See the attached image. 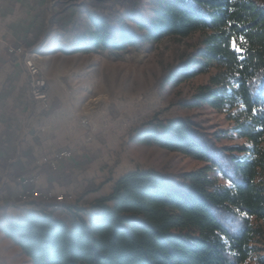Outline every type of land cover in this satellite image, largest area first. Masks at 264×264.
<instances>
[{"label":"trees","instance_id":"obj_1","mask_svg":"<svg viewBox=\"0 0 264 264\" xmlns=\"http://www.w3.org/2000/svg\"><path fill=\"white\" fill-rule=\"evenodd\" d=\"M56 2L62 6L56 17L77 7L90 19L88 34L69 31L75 54L105 50L120 57L164 39L196 38L160 86L216 71L184 104L224 112L245 143L221 146L220 136L190 117L150 122L132 141L207 166L178 177L128 173L92 205V214L64 207L71 224L55 217L56 201L39 200L36 210L0 221V231L31 264H247L260 253L257 263L264 264V0Z\"/></svg>","mask_w":264,"mask_h":264},{"label":"rangeland","instance_id":"obj_2","mask_svg":"<svg viewBox=\"0 0 264 264\" xmlns=\"http://www.w3.org/2000/svg\"><path fill=\"white\" fill-rule=\"evenodd\" d=\"M56 1H52L53 18L61 17L60 22H65L62 55L43 62L33 50L24 46H10L8 52L21 62L26 74L31 112L34 119L40 121L37 133L42 136L49 134L50 138L59 134L57 140L60 144L46 152L42 150L41 161L16 178L7 168L0 181V195L15 179L24 188L20 202H31L32 211L38 208L36 203L39 200H54L58 204L54 208L55 217L58 212L62 217L66 206L90 215L93 213L92 205L109 196L119 179L128 173L156 170L178 177L207 166L183 154L132 141L140 127L156 120L190 117L209 133L220 136L221 146L228 148L245 143L233 135V124L224 112L209 106L188 107L184 104L200 86L209 82L216 71L177 87L160 86L165 70L176 63L181 54L194 50L196 38L184 41L164 39L153 45L130 49L120 57H114L105 50L75 54L69 46L72 40L69 31L78 34L83 30L88 34L91 31L90 19L86 11L77 7L56 17L55 13L62 7ZM145 10L152 16L149 3ZM27 57L34 60L48 87L47 106L43 108L33 98V78L25 64ZM47 115H53L49 122L43 120ZM65 137L66 143L62 144ZM214 177L218 178L217 175ZM49 180L61 187L62 193L42 192L41 186ZM87 191L90 193L82 197ZM0 252V264H5L4 256H9L10 264H31L23 254L20 257L23 261L14 257L12 248ZM260 255L257 254L247 264H258Z\"/></svg>","mask_w":264,"mask_h":264},{"label":"crops","instance_id":"obj_3","mask_svg":"<svg viewBox=\"0 0 264 264\" xmlns=\"http://www.w3.org/2000/svg\"><path fill=\"white\" fill-rule=\"evenodd\" d=\"M52 1L0 0V181L7 168L16 178L41 161L42 150L46 152L60 144L57 140L59 134L50 138L49 134L42 136L37 133L40 121L34 119L31 112L26 74L21 62L8 52L10 46H24L33 50L43 62L62 55L65 22H60L61 17L53 18ZM51 117L53 115H47L43 120L49 122ZM65 139L62 144L66 143ZM41 190L59 194L63 189L49 180ZM23 192L24 188L15 179L6 186L0 195V221L15 220L34 209L31 202H20ZM65 211L63 209L62 217L59 212L55 214L67 222L71 218ZM5 248H12L16 253L12 252L14 257L23 261L20 249L0 232V251ZM9 259V256H4V263L10 264Z\"/></svg>","mask_w":264,"mask_h":264},{"label":"built area","instance_id":"obj_4","mask_svg":"<svg viewBox=\"0 0 264 264\" xmlns=\"http://www.w3.org/2000/svg\"><path fill=\"white\" fill-rule=\"evenodd\" d=\"M21 52V50H18ZM26 68L29 69L30 74L33 78L32 83V94L33 98L37 101V105L40 107L47 106L46 100H47V92L48 87L46 84V81L42 78V75L40 74L39 70L35 67V65H32L30 62V57H27L25 60Z\"/></svg>","mask_w":264,"mask_h":264},{"label":"snow or ice","instance_id":"obj_5","mask_svg":"<svg viewBox=\"0 0 264 264\" xmlns=\"http://www.w3.org/2000/svg\"><path fill=\"white\" fill-rule=\"evenodd\" d=\"M232 47H233L236 51H240V49L237 48V46H236V42H235V40L232 41Z\"/></svg>","mask_w":264,"mask_h":264},{"label":"bare ground","instance_id":"obj_6","mask_svg":"<svg viewBox=\"0 0 264 264\" xmlns=\"http://www.w3.org/2000/svg\"><path fill=\"white\" fill-rule=\"evenodd\" d=\"M30 62H31L32 65H35V64H34V63H35L34 60H32L31 58H30ZM35 67H36V65H35ZM36 68H37V67H36Z\"/></svg>","mask_w":264,"mask_h":264}]
</instances>
